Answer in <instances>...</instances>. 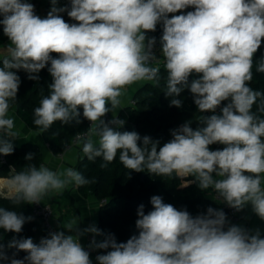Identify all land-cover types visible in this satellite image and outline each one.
Segmentation results:
<instances>
[{
	"label": "clouds",
	"instance_id": "obj_1",
	"mask_svg": "<svg viewBox=\"0 0 264 264\" xmlns=\"http://www.w3.org/2000/svg\"><path fill=\"white\" fill-rule=\"evenodd\" d=\"M51 3L42 19L28 0H0V24L10 41L0 49V155L12 154V141L21 136L10 115L21 83L17 71L38 80L35 74L50 64L49 92L33 109L40 133L57 121L81 123L82 109L91 127L78 133L75 143L89 161L100 158V167L106 168L118 155L126 169L180 178V187H188L193 181L185 178L194 177L201 190L213 189L229 207L239 211L250 204L264 219V92L250 87L253 58L264 41V0H71L70 9L56 7L57 0ZM190 6L194 11L169 18ZM65 11L77 23L65 22L59 15ZM159 23L163 34L157 58L152 51L156 40L146 43V32ZM161 57L170 106H182L179 97L185 89L201 113H215L229 102L220 115L196 117L202 126L193 129L189 121L172 130L163 146L148 136L140 144L137 132L112 127L125 124L115 112L127 86L140 81L159 86ZM256 70L264 73V57ZM193 72L199 78L190 81ZM110 111L113 119L106 122ZM214 143L225 147L212 151ZM25 159L33 161V154ZM9 173L3 186L14 206L92 183L73 167L52 170L44 163H29L20 171L13 167ZM150 203L153 210L147 214L139 206V234L126 242L118 243L111 234L97 242L95 236L102 235L97 227L81 231L72 221L39 244L31 238L10 241L9 248L27 253L10 264H92L80 243L84 233L94 237L90 248L108 250L97 255L98 264H264V239L235 225L225 230L222 210L209 207L206 214L192 217L160 196ZM25 219L0 206L5 231L21 232ZM7 259L0 245V260Z\"/></svg>",
	"mask_w": 264,
	"mask_h": 264
},
{
	"label": "trees",
	"instance_id": "obj_2",
	"mask_svg": "<svg viewBox=\"0 0 264 264\" xmlns=\"http://www.w3.org/2000/svg\"><path fill=\"white\" fill-rule=\"evenodd\" d=\"M188 11H194L191 6L171 15L187 14ZM49 12H47L48 14ZM65 22L77 23L72 20L67 12L59 13ZM3 16H0V20ZM163 34L162 23L157 24L155 31H147L146 37L155 38L160 42ZM8 37L3 33V25L0 24V46L8 41ZM53 58H58V54L52 53ZM264 57V41L253 58V80L250 87L255 91L264 92V73L258 72L256 66L261 58ZM2 63V62H0ZM47 65L38 74V80L28 78L29 74L23 70L17 71L20 77V86L17 92L16 102L13 108L16 109L19 117L32 129H36L33 123V109L39 106L41 98L48 94V85L52 83V77L48 71ZM161 69V80L159 86L154 82H146L140 85L134 92L135 105H128L119 112V116L125 121L122 128L118 131H135L142 138L148 136L153 141H159V146L169 142L172 139V130L191 121V127H196V116L193 108L195 106L193 95L188 89L180 94L182 106H170L171 97H166V71ZM197 74L193 72L189 80L197 79ZM81 111V123L75 121L65 125L61 122H55L51 128L43 132V136L54 154L63 153L67 146L72 143L76 133L83 128L87 119L83 118ZM255 111V106L253 107ZM14 151L6 156V161H0V180L8 176L15 167L16 171L22 170L29 163L39 165L43 162V154L40 147L32 142H25L22 145H13ZM33 154V161H28L25 157ZM104 161L97 158L95 162L89 161L84 154L79 156L76 163V170L92 181L84 186L77 187L80 195L84 198H93L99 202L98 207V226L102 235L99 236V242L103 241L108 235H114L118 243L126 242L131 236L138 235L139 230L135 226L138 219L137 210L140 205H144L145 214L153 210L150 203L153 196H160L165 203L173 205L177 210H186L192 217L206 214L209 207L222 210L228 218V209L215 200L211 194V188L201 190L195 182L194 177L185 179L193 181L188 187H180V178L157 177L148 172H135L126 169L119 161V156L106 168L100 167ZM0 206L14 209L18 214L23 215L25 223L22 231L15 233L5 231L0 228V245H3V251L8 257L7 260H0V264H10L12 258L24 259L27 255L24 251H18L16 248H9L8 244L13 239L20 240L33 236L35 233L44 234L47 237L43 224L30 214V204L22 203L14 206L10 203L7 194L0 192ZM31 218V219H28ZM227 220V219H226ZM67 229V227H64ZM64 231L63 228L60 229ZM264 239V233L261 237ZM40 239L34 243L39 244ZM110 250V249H109ZM108 250L101 249L106 253ZM25 264H28L25 261Z\"/></svg>",
	"mask_w": 264,
	"mask_h": 264
},
{
	"label": "crops",
	"instance_id": "obj_3",
	"mask_svg": "<svg viewBox=\"0 0 264 264\" xmlns=\"http://www.w3.org/2000/svg\"><path fill=\"white\" fill-rule=\"evenodd\" d=\"M10 43L8 40L4 45L7 46ZM138 87L137 84H134L132 87H129L124 90V94L121 97V106L120 109H117L115 113H118L120 110L125 109L128 104L126 99L130 96V92L136 90ZM110 107V105H109ZM10 115L15 117L16 128L20 131V138H17L12 141L13 145H22L25 142H32L37 144L43 154V162L50 169L57 170L64 167H75L77 160L79 158V152L82 150V145L72 144L66 148L63 153L54 154L50 149L48 143L46 142L43 133H40L38 129H32L29 127L17 114L15 108L10 110ZM198 116H202L200 113ZM197 116V117H198ZM202 126L196 120V127ZM93 140H96L97 137L93 136ZM3 194H7L6 191H0ZM69 195L74 198V201L71 202ZM46 201L50 202L58 218V224L60 229L67 227L69 222L74 221L75 225H78V228L82 231L83 229L89 226H98V207L99 204L96 199L93 198H84L80 195L77 186L70 185L60 194H53L51 197H46ZM93 206V207H91ZM264 219H261L253 211L250 204L246 205L241 210L240 219L228 226L225 227V230L229 226L235 225L243 228L249 234H256L262 229V224ZM89 233H84L80 239L86 238ZM102 252L98 253L100 255Z\"/></svg>",
	"mask_w": 264,
	"mask_h": 264
},
{
	"label": "built area",
	"instance_id": "obj_4",
	"mask_svg": "<svg viewBox=\"0 0 264 264\" xmlns=\"http://www.w3.org/2000/svg\"><path fill=\"white\" fill-rule=\"evenodd\" d=\"M28 2L29 3H32L34 5V12H35L36 15H38V13L40 12V8H41L42 1L41 0H29ZM57 2H59V4H60L59 7L60 8L63 7V8L70 9V7H71V0H57ZM65 12H67V11H65ZM147 39H151V38L150 37H146V43H147ZM152 51L157 56V58H160L161 51H162V45H161V43L158 40H156V43H155ZM153 66H157V65H153ZM158 66L159 67H162L163 66V59H162V57H161V60H160V64ZM146 82H148V81H140V82H136L134 84H137L138 87H139L140 85H143ZM134 84L127 86L125 89H127L129 87H132ZM228 102L229 101L222 102V104L216 109L215 113H212V112H204V113H201L200 111H199V113L201 115H203V116H210L212 114L220 115V114H222L221 113V108L224 107ZM135 104H136L135 99H132L130 101V105H135ZM115 115L119 119H122L119 116V113H115ZM104 119H105L106 122L107 121H111L113 119V112L110 111L109 113H107L106 116L104 117ZM90 127H91V122L87 120V122L85 123V125L83 126V128L81 130H79L76 133V135L78 133H84V132H86ZM112 127L115 130L118 128L115 125H112ZM76 135L74 136V138L72 140V143L70 145L76 144L75 143ZM70 145H68V146H70ZM224 147H225V145H223V144L214 143V144H212V145L209 146V149L212 150V151H215V150H223ZM0 161L1 162H5L6 161V156L5 155H0ZM214 176H215V174H214ZM211 194H212V197L215 200H217L219 203H221L229 211L228 218L226 220L225 227L228 226V225H230V224H233V223L237 222L240 219V217H241V210L237 211L236 209H234L232 207H229L226 203L220 201L217 198V193L213 189H211ZM30 214L32 216L36 217L43 224V226L45 228V231H46L47 237L49 236L50 233H54V232L61 231L60 230V227H59V224H58V218H57V215H56V211H55L53 205L50 202L46 201L45 199L43 201H41L40 203L30 204ZM93 238H94L93 235L91 233H89L86 236V238L80 239V243L85 248V250L89 251V253H90V259L92 261V264H98V262L96 260V257L98 255V253H100L101 249H92V248L89 247V244L93 240ZM95 239H96L97 242H99V236H95Z\"/></svg>",
	"mask_w": 264,
	"mask_h": 264
},
{
	"label": "rangeland",
	"instance_id": "obj_5",
	"mask_svg": "<svg viewBox=\"0 0 264 264\" xmlns=\"http://www.w3.org/2000/svg\"><path fill=\"white\" fill-rule=\"evenodd\" d=\"M29 1V0H28ZM42 1V4H41V8H40V12L38 13V15L40 16V18H47V12H50V10H51V8H52V3H51V0H41ZM60 6V4H59V2H57V4H56V7H58V8H60L59 7ZM191 9L192 10H194V8L193 7H191ZM3 48V46H0V49H2ZM196 78H199L198 77V74L195 76ZM135 91V90H134ZM134 91H131L130 92V96L126 99V102H127V104L128 105H130V101L132 100V99H135L134 98V94H135V92ZM123 110V109H122ZM121 111V110H120ZM119 111V112H120ZM193 111H194V114H195V116L197 117L198 116V114H199V110H198V108H197V106L195 105L194 106V108H193ZM118 112V113H119ZM80 154H79V156H81L82 154H83V152H82V150L79 152ZM74 169H76V165H75V167H74ZM3 182V180H0V182ZM72 186V185H71ZM5 191V189H0V191ZM69 198H70V200H71V202H73L74 201V198L72 197V196H70L69 195ZM98 202V201H97ZM98 204H99V202H98ZM91 207H93V206H91ZM262 226V229L258 232L259 233V236H260V238L262 237V235H263V233H264V222H263V224L261 225ZM44 234H42V233H35L33 236H31V237H29V238H31L32 240H33V242L36 240V239H40V238H44ZM101 254H106V253H101Z\"/></svg>",
	"mask_w": 264,
	"mask_h": 264
},
{
	"label": "bare ground",
	"instance_id": "obj_6",
	"mask_svg": "<svg viewBox=\"0 0 264 264\" xmlns=\"http://www.w3.org/2000/svg\"><path fill=\"white\" fill-rule=\"evenodd\" d=\"M0 189H4L3 182H0Z\"/></svg>",
	"mask_w": 264,
	"mask_h": 264
}]
</instances>
